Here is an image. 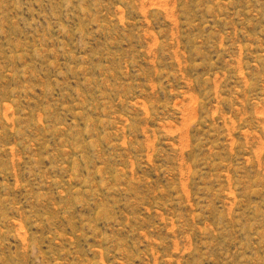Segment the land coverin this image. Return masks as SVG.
<instances>
[{"label":"rangeland","instance_id":"1","mask_svg":"<svg viewBox=\"0 0 264 264\" xmlns=\"http://www.w3.org/2000/svg\"><path fill=\"white\" fill-rule=\"evenodd\" d=\"M0 264H264V0H0Z\"/></svg>","mask_w":264,"mask_h":264}]
</instances>
